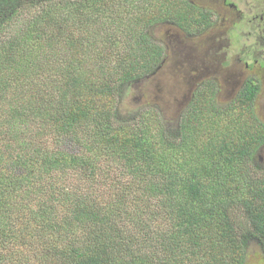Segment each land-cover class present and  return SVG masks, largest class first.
<instances>
[{
    "label": "trees",
    "instance_id": "16d2710c",
    "mask_svg": "<svg viewBox=\"0 0 264 264\" xmlns=\"http://www.w3.org/2000/svg\"><path fill=\"white\" fill-rule=\"evenodd\" d=\"M21 1L0 0V264H246L251 244L264 256V169L251 168L264 144L258 84L247 79L216 112L217 82L206 81V99L180 117L175 136L159 120L149 126L169 155L149 163L141 146L151 141L118 122L115 96L163 57L145 30L155 11L136 17L144 28L105 68L106 42L80 41L73 30L63 37L62 25H72L57 4L21 26ZM99 56L108 57L95 71H74ZM57 60L64 67L41 75L42 64ZM34 117L42 119L26 131ZM81 126L113 147L115 180L110 164L93 163L94 152H66L43 139Z\"/></svg>",
    "mask_w": 264,
    "mask_h": 264
},
{
    "label": "rangeland",
    "instance_id": "374dc122",
    "mask_svg": "<svg viewBox=\"0 0 264 264\" xmlns=\"http://www.w3.org/2000/svg\"><path fill=\"white\" fill-rule=\"evenodd\" d=\"M54 4H57L56 11L60 17L72 25H62L60 31L63 37L73 30L80 41L88 39L93 44L103 41L110 47V63L106 60L108 56L103 59L99 56L101 59L96 60L95 57L86 66L75 64L74 71L81 74L95 71L96 66L105 60V68L116 65L119 57L128 51L126 46L131 33L137 28H144L143 22L136 17L145 11H155V19L145 26V30L152 44L163 46V57L153 69L129 82L124 94V89H121L123 84L119 85L115 96L118 122H129L135 132L140 129V134L151 141L147 149L141 146V153L149 149L146 152L149 163L158 164L169 157L165 156L167 145L157 142V136L149 126L156 125L159 120L166 135L173 137L180 117L197 106L199 100L206 99L203 88L210 80L189 83L187 76L194 72L187 69L189 63L201 69L200 61L196 60H207L210 54H216L215 60L218 59L223 76L237 71L242 73V77L235 78L236 84L231 86L226 84L224 77L211 79L217 80L213 96L215 111L225 108L245 81L251 79L258 84L254 98L255 112L264 122V0H22L20 16L15 22L19 21L22 26L31 16L35 17ZM47 30L53 32L45 26L44 31ZM56 45L60 46V43ZM61 47H64L62 43ZM95 48L91 46L92 51ZM63 64V60L44 63L40 66V73L59 71ZM40 119L28 118L25 121L26 131ZM84 126L74 133L60 136L58 140L51 133L43 139L49 147L66 152L83 155L94 152L93 163L99 166L110 164L109 177L115 180L120 176L115 164L120 161L116 153L110 151L113 147L106 145L100 133L87 132ZM171 158L170 161L175 164V157L172 155ZM251 168L259 172L264 169V144L255 155ZM67 175L69 180L72 170H67ZM250 249L246 264H264V256L254 244L250 245Z\"/></svg>",
    "mask_w": 264,
    "mask_h": 264
},
{
    "label": "flooded vegetation",
    "instance_id": "af4514ba",
    "mask_svg": "<svg viewBox=\"0 0 264 264\" xmlns=\"http://www.w3.org/2000/svg\"><path fill=\"white\" fill-rule=\"evenodd\" d=\"M215 55H216L215 53L210 54L209 56H207L206 58L207 60L204 61H202L203 59L200 60L197 59L196 61H200L201 69L191 66V63L188 64L187 71L194 72L193 74H191L190 77L187 76L189 83H192V81H196V80H204V79L211 80L213 77H217L218 79L219 77H224L226 84H228L229 86L236 84L235 78L242 77V73L237 71L236 73H229V74L227 73L225 74L226 76H223L220 73L221 67L218 64V59L215 60ZM210 57L213 58L211 59ZM187 73L188 72H186V75ZM214 80L217 81L216 79Z\"/></svg>",
    "mask_w": 264,
    "mask_h": 264
}]
</instances>
